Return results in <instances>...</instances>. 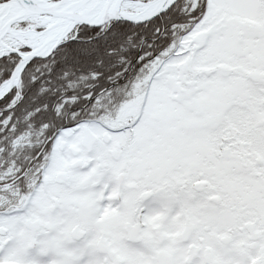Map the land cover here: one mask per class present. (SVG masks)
Returning a JSON list of instances; mask_svg holds the SVG:
<instances>
[{"label": "snow or ice", "instance_id": "1", "mask_svg": "<svg viewBox=\"0 0 264 264\" xmlns=\"http://www.w3.org/2000/svg\"><path fill=\"white\" fill-rule=\"evenodd\" d=\"M0 264H264V0H0Z\"/></svg>", "mask_w": 264, "mask_h": 264}]
</instances>
